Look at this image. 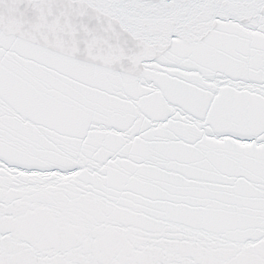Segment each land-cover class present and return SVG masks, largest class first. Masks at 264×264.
Wrapping results in <instances>:
<instances>
[{
	"label": "water",
	"instance_id": "95a60500",
	"mask_svg": "<svg viewBox=\"0 0 264 264\" xmlns=\"http://www.w3.org/2000/svg\"><path fill=\"white\" fill-rule=\"evenodd\" d=\"M0 264H264V0H0Z\"/></svg>",
	"mask_w": 264,
	"mask_h": 264
}]
</instances>
